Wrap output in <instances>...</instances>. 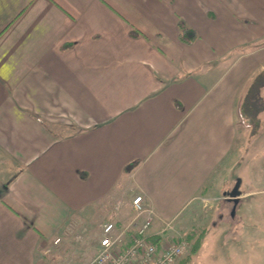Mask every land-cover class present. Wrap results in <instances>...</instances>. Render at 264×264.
Listing matches in <instances>:
<instances>
[{
    "label": "crops",
    "instance_id": "crops-1",
    "mask_svg": "<svg viewBox=\"0 0 264 264\" xmlns=\"http://www.w3.org/2000/svg\"><path fill=\"white\" fill-rule=\"evenodd\" d=\"M263 67L264 0H0V264L128 222L125 184L157 224L219 200Z\"/></svg>",
    "mask_w": 264,
    "mask_h": 264
},
{
    "label": "rangeland",
    "instance_id": "rangeland-1",
    "mask_svg": "<svg viewBox=\"0 0 264 264\" xmlns=\"http://www.w3.org/2000/svg\"><path fill=\"white\" fill-rule=\"evenodd\" d=\"M260 95L263 101V111L258 115L260 125L250 137L248 128L238 117L237 140L225 163L233 165L227 171L225 189L222 184L212 195L221 198L210 201V195L199 196L183 216L169 221L176 223L180 232H204L190 264H264V88ZM236 184L242 197L238 203L228 200ZM122 191L120 208L126 210V218L132 219L130 203L136 195L128 184ZM102 224L103 221H93L91 227L70 224L58 244L44 247L38 264H83L82 253L93 252L91 260L98 247Z\"/></svg>",
    "mask_w": 264,
    "mask_h": 264
},
{
    "label": "built area",
    "instance_id": "built-area-1",
    "mask_svg": "<svg viewBox=\"0 0 264 264\" xmlns=\"http://www.w3.org/2000/svg\"><path fill=\"white\" fill-rule=\"evenodd\" d=\"M129 223L105 222L100 229L98 247L86 264H178L189 252L188 234L172 222L155 223L157 219L143 197L131 199ZM56 239L54 244H58Z\"/></svg>",
    "mask_w": 264,
    "mask_h": 264
},
{
    "label": "trees",
    "instance_id": "trees-1",
    "mask_svg": "<svg viewBox=\"0 0 264 264\" xmlns=\"http://www.w3.org/2000/svg\"><path fill=\"white\" fill-rule=\"evenodd\" d=\"M196 38V34L189 28L181 25L179 40L183 43H191ZM264 88V68L260 69L250 78L246 84L238 105V117L248 128V137L254 129L260 125L258 115L263 111L262 97L260 90ZM204 232L192 230L188 234L191 247L188 254L178 264H190L194 255L198 252L201 245L200 239ZM193 241V242H192Z\"/></svg>",
    "mask_w": 264,
    "mask_h": 264
},
{
    "label": "water",
    "instance_id": "water-1",
    "mask_svg": "<svg viewBox=\"0 0 264 264\" xmlns=\"http://www.w3.org/2000/svg\"><path fill=\"white\" fill-rule=\"evenodd\" d=\"M237 189H238V185L236 184L235 187L232 189V191L228 195V200L233 201L234 203H237L238 198L240 196Z\"/></svg>",
    "mask_w": 264,
    "mask_h": 264
}]
</instances>
